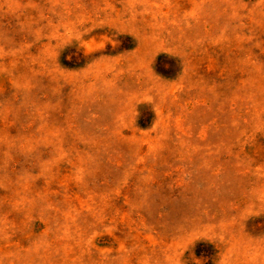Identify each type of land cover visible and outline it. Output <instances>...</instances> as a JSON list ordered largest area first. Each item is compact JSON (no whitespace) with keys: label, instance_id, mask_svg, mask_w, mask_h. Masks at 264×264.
<instances>
[{"label":"rangeland","instance_id":"rangeland-1","mask_svg":"<svg viewBox=\"0 0 264 264\" xmlns=\"http://www.w3.org/2000/svg\"><path fill=\"white\" fill-rule=\"evenodd\" d=\"M0 264H264V0H0Z\"/></svg>","mask_w":264,"mask_h":264}]
</instances>
